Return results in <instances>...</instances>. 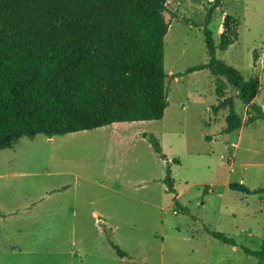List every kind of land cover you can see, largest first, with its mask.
I'll return each instance as SVG.
<instances>
[{
  "label": "rangeland",
  "instance_id": "obj_1",
  "mask_svg": "<svg viewBox=\"0 0 264 264\" xmlns=\"http://www.w3.org/2000/svg\"><path fill=\"white\" fill-rule=\"evenodd\" d=\"M214 1L167 0L176 16L165 14L161 119L22 137L0 150V264H260L241 248L261 246L264 191L229 184L264 190V116L247 121L251 108L234 98L247 122L222 132L227 109L212 110L213 76L186 72L208 62L202 29ZM221 1L208 24L215 56L245 78L258 77L253 102L264 112V0ZM227 15L233 43L220 51ZM143 133L158 139L165 159ZM167 167L175 192L163 182Z\"/></svg>",
  "mask_w": 264,
  "mask_h": 264
},
{
  "label": "trees",
  "instance_id": "obj_2",
  "mask_svg": "<svg viewBox=\"0 0 264 264\" xmlns=\"http://www.w3.org/2000/svg\"><path fill=\"white\" fill-rule=\"evenodd\" d=\"M207 6L202 31L209 59L186 72L207 69L213 76L218 104L212 110L227 109V133L243 123L234 98L251 108L247 121L264 116L253 102L260 82L216 58L208 24L221 1ZM167 12L176 16L167 0H0V150L12 148L22 137L161 119L168 106L163 61ZM229 19L224 18L220 51L233 43ZM143 135L165 159L158 139ZM170 172L167 167L163 182L168 192H175ZM229 188L246 194L264 191L243 183H230ZM205 230L236 245L224 233ZM111 246L119 257L127 256ZM241 249L264 264V237L258 250Z\"/></svg>",
  "mask_w": 264,
  "mask_h": 264
},
{
  "label": "crops",
  "instance_id": "obj_3",
  "mask_svg": "<svg viewBox=\"0 0 264 264\" xmlns=\"http://www.w3.org/2000/svg\"><path fill=\"white\" fill-rule=\"evenodd\" d=\"M220 1H221V0H220ZM221 5H222V1H221ZM217 104H218V101H217V103H216L215 105H217ZM247 115H248V113H246V115H244V116L247 117ZM244 116H241L243 122L245 121ZM133 122H134V121H133ZM121 123H123V122H116V123H112V124H110V125H112V127H114L115 129H117L118 126H120L119 124H121ZM222 132H223V130H222ZM113 134H115V137H119V135H118L117 133H113ZM217 134H218V133H217ZM232 146H233V147H238L239 145H238L237 143H235V144H233ZM251 189H253V188H251Z\"/></svg>",
  "mask_w": 264,
  "mask_h": 264
}]
</instances>
